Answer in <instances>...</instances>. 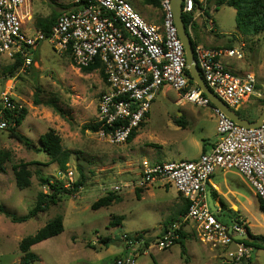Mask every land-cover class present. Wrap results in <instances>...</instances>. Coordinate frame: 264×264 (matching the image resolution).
<instances>
[{
	"label": "rangeland",
	"instance_id": "374dc122",
	"mask_svg": "<svg viewBox=\"0 0 264 264\" xmlns=\"http://www.w3.org/2000/svg\"><path fill=\"white\" fill-rule=\"evenodd\" d=\"M127 1L146 23L159 24L158 8L143 5L139 0ZM206 1L213 26L204 21L202 37L203 41L207 39L204 43L216 41L222 48H238L244 44L242 60L224 57L222 61L234 74L250 73L256 77L255 90L260 98L239 109L255 121L259 116V102L264 101V32L256 36L243 34L236 28L233 8H215L213 0ZM69 8L67 1L30 0L26 6L31 14L28 25L36 27L37 21L49 19L52 12L62 13ZM31 58L32 65L15 79L6 71L13 63L0 56V93L12 84L14 100L26 110L16 132L37 145L39 137L53 129L61 138L62 147L71 153L67 172L73 173L74 182L82 175L84 186L73 196L60 195L58 203L26 222L12 223L0 214V264H22L21 240L33 236L58 216L63 222V232L32 246L29 252L35 258L31 264H115L117 259L126 256L133 257L134 264L221 263L223 251L203 244L192 222L183 224L188 232L183 241L187 250L184 257L180 255V244L164 251L150 246L140 253L134 248L126 249L121 240L123 235L138 234L155 240L160 226L173 216L174 204L180 203L174 188L156 182L141 197L137 195L139 166L144 160L168 163L198 158L203 144L218 138L212 108L187 103L164 87L136 132L138 137L122 145H108L99 141L91 130L83 129L95 122L98 98L105 89L99 72L81 73L69 56H58L46 41L34 48ZM35 93L42 102L54 101L70 121L62 119L49 107L34 106ZM176 119H181L182 126L175 123ZM1 153H8L9 157L2 164L4 172L0 171V205L16 218L29 214L39 193L48 194L40 177L63 184L67 181L59 178L57 164L49 163L44 153L27 149L5 132H0ZM21 162L30 163L31 171V186L24 190L16 188L12 172V166ZM115 187L118 190H114ZM108 194L116 197L109 207L91 209L94 202ZM245 196L250 204L242 215L240 209L232 217L239 223L242 221L252 236L264 238V211L257 199L247 192ZM117 217L122 219L117 220ZM218 219L227 226L231 222L228 212L218 215ZM106 238L109 239L107 244L100 242ZM251 243V258L247 264H264V244ZM200 248L210 252L206 254L202 250L208 255L207 259L196 250Z\"/></svg>",
	"mask_w": 264,
	"mask_h": 264
},
{
	"label": "built area",
	"instance_id": "2783aa9c",
	"mask_svg": "<svg viewBox=\"0 0 264 264\" xmlns=\"http://www.w3.org/2000/svg\"><path fill=\"white\" fill-rule=\"evenodd\" d=\"M61 1H67L70 8L58 16L45 35L28 25L31 14L26 5L29 6L30 0H0V56L12 63L16 58L22 61L12 78H18L32 65L34 48L45 41L58 56H69L77 67L98 63L105 89L97 102L94 134L108 145L128 142L164 87L187 103L211 107L218 138L209 152L195 160L168 163L144 160L139 166L137 188L161 183L174 188L188 206L179 222L169 226L147 249L150 246L158 251L170 249L178 239L177 231L192 222L199 240L211 248H220L227 264H247L252 248L233 239L234 235L246 234L244 223L235 222L229 234V228L217 220L208 206L206 185L216 171H235L264 204V122L256 128L239 126L212 107L196 85H188L184 76L185 54L174 25L171 0H157L161 12L158 25L146 23L127 0ZM206 2L182 0V14H202ZM243 48L244 44L238 48L193 49L205 85L232 111L252 97L260 98L256 95L257 79L253 74H234L222 62L224 57L242 60ZM12 89L11 84L0 93V132L7 134L18 130L25 110L14 100ZM58 176L67 179L63 184L66 189L74 183L72 172L59 171ZM121 240L126 249L138 251L146 238L144 234L123 235ZM115 264H134V258L126 256Z\"/></svg>",
	"mask_w": 264,
	"mask_h": 264
},
{
	"label": "trees",
	"instance_id": "16d2710c",
	"mask_svg": "<svg viewBox=\"0 0 264 264\" xmlns=\"http://www.w3.org/2000/svg\"><path fill=\"white\" fill-rule=\"evenodd\" d=\"M139 1L143 5L151 6V7L159 9V4L157 0H139ZM213 1H214L215 8L226 6L229 8H233L235 10L236 28L239 31H241L243 34L250 35V36H256L264 32V0H213ZM207 3L209 2L207 1L206 5ZM196 6H198V3H196ZM207 9L208 8L206 6L205 9H202V12L205 17L210 18V15ZM60 14H61L60 12L54 11L51 13V16L49 19H43V20L37 21L36 22L37 29L42 31L45 35H48L51 30V27L53 26V24L55 23L56 19L58 18ZM182 19H183V23L186 28V31L189 33H192L193 30L196 28V24L193 20V15L192 14L191 15L182 14ZM191 43L194 49L197 46V43L194 40L193 36H191ZM21 64H22L21 59L16 58V61L12 65L6 68L8 75L12 77L13 74L16 72V70L21 66ZM72 64L76 66L73 63V61H72ZM77 68H79L80 72L83 74H90L94 71H98L101 78H103L102 70L98 63H95L88 67H77ZM188 85L196 87L195 84H193L191 81H188ZM32 102L34 106L43 105L44 107H49L59 117L67 121H70V119L67 118L64 111L60 107H58L54 101L42 102L40 98L38 97V93H35L33 95ZM259 103H260V106H259V115H260V113L264 110V101H260ZM235 113L243 119H246L248 121H254L245 112H240L237 110L235 111ZM25 116H26V110H23L22 115L19 120V124H21ZM175 123L178 126H182L183 124L181 122V119H176ZM83 129L84 130L89 129L92 132H95L97 130V125L94 122L91 126L84 127ZM136 132L132 134L128 142L132 140L133 138H135V136L137 135ZM9 138L16 140L20 144L24 145L27 149L34 150L35 152L44 153L48 157L49 163L57 164L59 171H61L62 173H65L67 171L71 153L62 147L61 138L58 136V134L53 129H48L43 135H41L38 139L37 145H35L30 139L25 138L24 136L18 134L16 131L10 132ZM204 148H205V144H203L202 146V153H205ZM8 157H9L8 153L0 154V171L1 172H4V168L2 167V164L4 163V161L8 159ZM29 166H30V163H24V162H21L17 165L12 166L15 186L19 190H24L31 186V171L29 170ZM39 179H40L41 185L43 187H46L49 192L48 194L39 193L37 195L35 206L33 207L32 210L29 211V214L27 216L16 218L12 215H9L1 205H0V214L4 215L12 223H23L29 220L30 218L35 217L38 213L47 211L51 205L58 203L59 202L58 198L60 195L64 194L68 196H73L84 186V177L82 175H80V179L78 181H75L72 184V186L68 189L64 188L63 183L59 180L51 182L50 180L44 179L42 177H40ZM135 194L137 193L135 192ZM115 199L116 197L113 194H108L100 198L96 202H94L91 205V209L95 211L103 207H109L112 204V202L115 201ZM258 202H259L260 208L264 211V204L259 199H258ZM187 207L188 206L186 203V209L184 210V214L187 212ZM120 219H122V217H117V220H120ZM178 222L179 220L174 221V223H178ZM172 224L173 223H170L167 227H163V231L161 232V235ZM182 229L183 227H181L180 230L177 231L178 239L174 242V245L180 244V247H181L180 255L181 257H184L187 255V252L183 244V241L187 238V234L184 233ZM63 230H64V227H63L62 219L60 216H58L51 222L47 223L43 228L38 230L33 236H28L22 239L21 242L19 243L20 252L23 254L22 264H31V262L35 258L29 252L32 246L37 245L45 240H48L50 238H53L61 234ZM246 233L250 235V238H252L254 242L259 241L264 244L263 237H254L249 233L247 229H246ZM108 241L109 239L106 238V239H101L100 242L103 244H107ZM153 241L154 240L152 238H147L145 240V244L143 248L138 249V252L141 253L143 250L147 249L149 244ZM243 243L247 246L252 247L251 245L252 243L250 244V242L248 241H243ZM185 263H188V260L186 258H185Z\"/></svg>",
	"mask_w": 264,
	"mask_h": 264
},
{
	"label": "crops",
	"instance_id": "0c3cea01",
	"mask_svg": "<svg viewBox=\"0 0 264 264\" xmlns=\"http://www.w3.org/2000/svg\"><path fill=\"white\" fill-rule=\"evenodd\" d=\"M26 6H28V4ZM209 15H210V13H209ZM193 20L196 24V28L193 30L192 33H189V34H190V37L191 36L194 37V40L196 41L197 46H202L205 48H222V47H219L220 45H218L216 41L212 42L211 44H205L204 43V41L206 42L207 39H204V41H203L202 34L205 33L204 21H207V23H209L211 26H213L210 18L205 17L203 15V13L200 14L197 12L193 16ZM230 48H232V47H230ZM250 100H249V102L243 104L242 106H244L246 104H250L251 102L258 100V98L252 97ZM242 106H240L237 110L239 111V109ZM137 137H138V134L135 136V139ZM215 142H216V140L211 142V143L205 142V148H204L205 153L210 151L211 147L213 146V144ZM201 154H203L202 151H201ZM193 160H195V159H193ZM150 186H152V185H149L148 187L144 188V191L139 189V193L137 195H139L141 197V195L144 192H147L149 190ZM208 192H210V196H211V199L213 202V207L216 209V212L215 213L213 212V214L215 215V217L217 218V220L219 222H220V220L218 219V215L222 214L223 212H228V215L231 218V222L228 226L227 225H225V226L229 229L235 222H237L233 219L232 214L238 213L239 210L241 209V215H242V213L245 212L246 207L250 204L249 200L245 196V192L249 193L253 198L258 200L255 192L250 187V185L245 181V179L239 173H237L235 171H227V172L216 171L210 177V179L207 182L206 197H207ZM177 199L179 200L180 203L174 204L173 208H174L175 212H174L173 216H171L169 219H167L165 221V223L160 226L159 233L157 236L161 235V232L163 231V227H167L170 223L175 224L174 221L180 220L181 217L184 215V210L186 209V203L187 202L182 197H180L178 194H177ZM207 202H208V200H207ZM184 227L185 226H183L182 230L184 231V233L187 234V237H188V232L185 230ZM186 229L188 231H190L187 227H186ZM246 229L249 231L248 227ZM196 250L201 251L202 255L205 257L204 259H207V256H208V255H206L207 253L210 254V252H208L207 250H204L203 248L196 249ZM202 250L205 251V253H206V254L204 253L205 255L203 254ZM186 252H187V250H186ZM224 256H225L224 252H222L220 258H223V260L219 264H225L226 263V260L224 261V258H225Z\"/></svg>",
	"mask_w": 264,
	"mask_h": 264
},
{
	"label": "water",
	"instance_id": "95a60500",
	"mask_svg": "<svg viewBox=\"0 0 264 264\" xmlns=\"http://www.w3.org/2000/svg\"><path fill=\"white\" fill-rule=\"evenodd\" d=\"M171 11L173 14V20L177 35L183 46L185 54V66L187 72L184 74V76L186 77V79L188 81H191L200 89V91L209 99L212 107L218 109L235 124L247 128H256L261 125L264 122V110L260 113V115L255 121H248L239 117L235 113V111L230 110L207 88L196 66L190 34L186 31V28L183 23L182 0H171ZM207 200L210 210L215 213L216 209L213 207L210 192L207 193ZM231 233V229H229V234ZM233 239L235 241H249L250 243L253 242V239L250 238V235L248 233L243 235H234Z\"/></svg>",
	"mask_w": 264,
	"mask_h": 264
}]
</instances>
